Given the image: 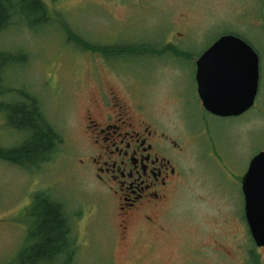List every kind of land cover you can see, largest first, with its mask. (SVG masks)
<instances>
[{
	"label": "rangeland",
	"instance_id": "374dc122",
	"mask_svg": "<svg viewBox=\"0 0 264 264\" xmlns=\"http://www.w3.org/2000/svg\"><path fill=\"white\" fill-rule=\"evenodd\" d=\"M43 1L47 20L30 26L19 15L0 34V51L16 56L4 85L23 91L2 99L38 97L61 142L37 167L0 160V264H16L37 191L64 203L74 242L69 264H264L242 191L251 159L264 150V0ZM229 33L258 53L261 83L249 111L222 117L202 105L196 61ZM112 90L133 108L141 101L144 116L157 118L183 149L180 182L157 219L126 230L87 161L83 133ZM5 119L0 111V146L19 144L21 133Z\"/></svg>",
	"mask_w": 264,
	"mask_h": 264
},
{
	"label": "flooded vegetation",
	"instance_id": "af4514ba",
	"mask_svg": "<svg viewBox=\"0 0 264 264\" xmlns=\"http://www.w3.org/2000/svg\"><path fill=\"white\" fill-rule=\"evenodd\" d=\"M115 94L112 90L96 102L102 106L100 117L88 116L83 133L89 148L87 161L118 203L120 225L126 230L137 219L147 223L157 219L180 182L183 171L177 163L183 149L170 141L157 118L144 116L141 101L133 100V108Z\"/></svg>",
	"mask_w": 264,
	"mask_h": 264
},
{
	"label": "trees",
	"instance_id": "16d2710c",
	"mask_svg": "<svg viewBox=\"0 0 264 264\" xmlns=\"http://www.w3.org/2000/svg\"><path fill=\"white\" fill-rule=\"evenodd\" d=\"M19 15L33 26L48 19V10L43 0H0V34L10 28ZM166 49L170 48L166 46ZM15 60L13 53L0 51V111L5 115L6 126L19 131L21 138L19 144L0 146V160L32 168L53 155L61 142V135L49 121L39 98L30 92H24L27 99L21 102L2 99L8 92H21L4 85L6 68ZM26 212L32 220L16 264H52L63 255L66 256L63 264H69L74 242L64 203L37 191Z\"/></svg>",
	"mask_w": 264,
	"mask_h": 264
},
{
	"label": "water",
	"instance_id": "95a60500",
	"mask_svg": "<svg viewBox=\"0 0 264 264\" xmlns=\"http://www.w3.org/2000/svg\"><path fill=\"white\" fill-rule=\"evenodd\" d=\"M198 91L207 110L221 116L246 112L254 103L260 77L259 55L242 37L225 34L197 61ZM245 215L257 246L264 247V150L243 177Z\"/></svg>",
	"mask_w": 264,
	"mask_h": 264
}]
</instances>
